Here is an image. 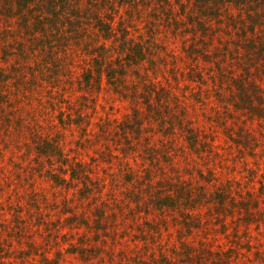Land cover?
Masks as SVG:
<instances>
[{"label": "rangeland", "instance_id": "obj_1", "mask_svg": "<svg viewBox=\"0 0 264 264\" xmlns=\"http://www.w3.org/2000/svg\"><path fill=\"white\" fill-rule=\"evenodd\" d=\"M211 28L197 54L165 38L132 91L104 80L97 111L77 61L52 83L34 56L0 57V264H264V34Z\"/></svg>", "mask_w": 264, "mask_h": 264}, {"label": "trees", "instance_id": "obj_2", "mask_svg": "<svg viewBox=\"0 0 264 264\" xmlns=\"http://www.w3.org/2000/svg\"><path fill=\"white\" fill-rule=\"evenodd\" d=\"M231 8L237 9L236 15ZM213 21L220 28L228 24L227 30L235 26L251 46L264 34V0H0V57L32 55L36 61L30 65L35 70L32 75L40 72L41 78L45 75L52 83L61 80L64 70L59 72L62 64L66 66L67 57L77 61L69 64L81 67L76 85L85 94L82 92L80 104L83 100L84 105L97 111L98 105L104 106L98 102L104 80L105 87L112 84L120 91L123 85L126 91H132L130 72L136 70L140 80L149 77V69L160 68L159 46L166 43L165 38L180 35L186 51L201 53L206 37L213 35ZM11 64L15 73V62ZM246 98L250 101L249 94ZM82 109V105L76 106L81 114ZM137 110L131 123L119 125L123 131L132 126L136 131L140 126ZM108 112L99 116L102 133H106L104 125L110 123ZM77 169L72 167V173ZM131 174L129 171L126 176ZM187 185L180 183L179 187L186 189ZM169 189L162 185L150 188L146 200L164 210L175 198L173 192H165Z\"/></svg>", "mask_w": 264, "mask_h": 264}]
</instances>
